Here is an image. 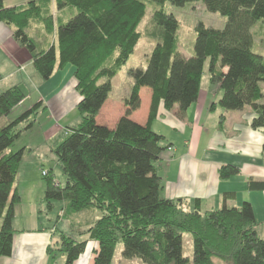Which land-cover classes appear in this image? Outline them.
Instances as JSON below:
<instances>
[{"label":"trees","instance_id":"trees-1","mask_svg":"<svg viewBox=\"0 0 264 264\" xmlns=\"http://www.w3.org/2000/svg\"><path fill=\"white\" fill-rule=\"evenodd\" d=\"M0 0V22L11 27L14 40L31 55V64L43 80L55 70L71 65L75 103L81 119L64 126L52 150L64 175L56 182L45 176L44 202L64 200L66 210L97 208L99 216L85 230L96 240L92 264H111L117 242L122 258H140L143 264H212L219 257L226 264H264V235H258L250 202L228 206L233 192H224L222 205L201 211L194 199L191 209L181 198L161 196L157 169L160 153L167 148L164 136L152 128L158 108L176 106L183 115L198 97L203 65L208 61L210 82L221 90L210 104L225 110L249 105L254 112L253 128L264 133V55L253 50L251 27L264 22V0H201L211 12L225 17L220 28H194L191 54L177 47V19L166 4L183 6L194 0H148L153 2L152 25L144 35L155 43L144 67L129 70L132 85L124 97V110L109 126L96 119L111 89L110 79L127 61L143 32L138 24L145 12L143 0H29L5 5ZM33 32L40 40L33 39ZM1 79V76H0ZM150 92L144 123L130 117L140 106V89ZM24 91L16 84L0 91V119L21 103ZM42 100L23 108L0 125V256L11 254L14 205L19 200L14 182L25 148L8 149L36 122ZM224 118L221 115L220 121ZM264 151V144L262 145ZM239 172L237 165L223 163L222 179ZM250 190H264V180L249 177ZM264 230V221L262 222ZM183 232L191 234L192 258L182 254ZM57 249L64 253L62 264H76L87 239L63 232Z\"/></svg>","mask_w":264,"mask_h":264},{"label":"crops","instance_id":"crops-1","mask_svg":"<svg viewBox=\"0 0 264 264\" xmlns=\"http://www.w3.org/2000/svg\"><path fill=\"white\" fill-rule=\"evenodd\" d=\"M0 51L3 59L10 65L5 75L19 72V75L24 76L27 82L36 87L44 85L47 93H55L53 98L55 102L50 108L54 117L63 122L51 125L44 133H47V138L51 137L53 140L52 138L58 131L60 133L64 130V126L71 124L70 120L62 116L67 113L65 111L67 109L65 107L66 97L63 91L66 85L73 80L72 66L68 64L61 70H55L53 75L43 82L36 70L32 69L31 55L14 40L11 27L3 22H0ZM20 54H22L21 57H19ZM65 68L66 71L68 70L67 73L63 72ZM50 80L55 82L54 86L49 85ZM72 85H74L73 82ZM207 89L208 85L202 88L200 83L197 100L188 106L183 115L176 113V106L164 110L160 105L158 115L151 123L153 130L164 136L163 144H168L157 160V169L162 180L160 194L169 199L182 198L189 209L193 207L194 199H197L203 211L220 207L223 202V193L233 192L234 199H228L226 204L236 207L242 201L248 200L256 221L262 220L263 222L264 190H250L247 187V180L249 177L254 180H264V151L262 150L264 133L260 128L250 127L254 112L249 105L232 111L219 106L210 109V104L220 97L221 90L218 87L212 88V91ZM139 93L141 95L140 106L133 110L130 117L137 122L144 123L148 115L150 94L142 97L141 90ZM76 94L77 101L79 95ZM108 99L109 96L103 102L99 112ZM38 100L44 101L43 98ZM19 106L21 103L14 109ZM121 114L122 112L112 117L106 114L105 118L110 117L111 121L107 123L104 121L105 118H99L100 123L112 126ZM221 115L225 118L220 121ZM7 119V117H2L0 125ZM59 126L61 128H57ZM18 146L24 147L25 152H29L25 155H33L35 147L33 142ZM25 155L19 162L18 169L23 167L21 162ZM34 158L32 165L28 166L29 169L23 174L24 177L20 178L18 170L16 173L14 186L20 198L14 205V214L11 218L12 227L15 230L12 237V249L11 254L0 256V264L63 263L64 254L57 249L59 240L55 238L59 233L65 232L60 228L63 220H59L53 210L55 206H60L64 202L60 200L57 205H54L53 200L52 207L45 210L43 193L46 185L41 180L42 174H39V170L44 166L42 164L44 158L41 156ZM223 163L237 165L239 172L224 179L220 178L218 169ZM91 216V222H93L99 215L96 216L93 213ZM1 221L0 218V223ZM67 224L70 225L71 221L69 220ZM54 248L58 252H55ZM85 259L86 264L90 263L87 258ZM76 264H82V262L78 260Z\"/></svg>","mask_w":264,"mask_h":264},{"label":"rangeland","instance_id":"rangeland-1","mask_svg":"<svg viewBox=\"0 0 264 264\" xmlns=\"http://www.w3.org/2000/svg\"><path fill=\"white\" fill-rule=\"evenodd\" d=\"M29 0H7L5 2V5H19L22 3H26ZM146 8L145 12L143 14V17L140 20V23L138 24V31L143 32V35H141V39L138 41V43L134 46V50L130 53L129 57L127 58V61L120 67V69L117 71V74H115L111 79V89L108 93L109 99L103 109L97 114L96 119L100 122L99 118L104 119L106 114L108 116L112 117V115L120 114L124 110V104L123 99L125 96H127L129 93V89L132 85V77L129 74V70L134 67H144L147 62V57L150 54L152 50V46L155 43L154 38L148 37L144 35V32H146L149 28H151L152 25V11H153V2H149L148 0H143ZM166 4V10L171 12L175 15L177 19V29H176V36H177V47L183 54H191L193 51V42L195 39V31L194 28L196 26V23L198 21H201L205 26H211L214 28H220L225 23V17L222 16L219 12H211L208 11L203 2L201 0H194L185 2L183 6H175L168 3ZM251 32L253 33L254 42H253V50L260 55H264V22L257 20L251 27ZM29 35L33 37V39L37 42L40 40V38L37 35H34L33 32H29ZM38 43V42H37ZM39 45V43H38ZM6 55V54H5ZM22 54L19 55L21 57ZM8 59L10 60L9 56L7 55ZM33 66V65H32ZM71 67V66H70ZM208 61L206 60L203 65V72L201 74V87L205 88L208 85V89L212 91V88H216V85L210 82L209 79V72H208ZM10 68V65L8 62L3 59V55L0 51V91L9 88L11 85L16 84L24 91V97L21 101V106L17 107L16 109L12 110V112L7 116V120H11L13 117L18 115L21 111H23V108H26L33 104L36 100L39 98H43V108L40 109L35 114L36 122L28 130H24L22 135H20L19 138H17L14 141V144L10 146L8 149H14L20 145H24L28 142H33V145L35 146L33 149V155L29 154L28 156L25 155L23 161L21 162L22 168L18 169V175H20V178L24 177V173L27 172L29 168L28 166H31L33 163V158L37 156H41L44 158L42 161L43 168L39 170V174L41 175V180L45 182L44 177L48 175V172L54 176L56 182L63 184L64 182V175L61 172V167L59 162H57L56 156L54 151L52 150V146L54 145V142L57 141V138L60 137V134L63 133V131L57 132V134L52 138H47L46 132L47 128H50L51 125L61 124L63 121L58 120L54 117V114L52 113L51 106L53 105L54 101V95L55 93H47L46 86L38 85L37 87L33 84L27 82L24 76H20L19 72L13 73L11 75H5L8 73ZM34 67H32L33 69ZM73 69V68H72ZM35 70V69H34ZM68 71V70H67ZM66 68L63 72H66ZM70 74V73H69ZM72 74V73H71ZM73 77V74H72ZM43 80V79H42ZM70 80V79H69ZM44 82V80H43ZM72 82L75 84V80L73 77V80L70 81L66 85L63 91V95L66 97L65 104L67 109V113H65L62 117H65L66 120H70L72 124L77 123L82 117L79 111L76 110L75 103L77 102V92L75 90V86L72 85ZM55 82H52V80L49 81V85L54 86ZM260 86L262 87V90L264 92V82L260 83ZM142 97H145L149 92V88L147 86H143L141 89ZM200 92V87H199ZM199 94V93H198ZM141 96V95H140ZM79 98V97H78ZM141 99V97H140ZM261 101L264 103V97L261 99ZM136 110V109H135ZM56 115V114H55ZM110 117L105 118L104 121H111ZM225 118V116H224ZM223 118V119H224ZM251 121V120H250ZM109 123V122H107ZM250 127L251 122H250ZM57 128H61L60 126ZM254 129V128H253ZM171 148V147H170ZM25 153H29L28 151ZM34 158V159H35ZM46 158V159H45ZM64 204L62 203L60 206H55V216L59 218V220H63L62 224L60 225V228L63 229L65 232L64 234L69 235L70 237H74L77 239H87L85 250L82 254H80L76 261L80 260L82 264H86L87 258L90 263L93 262V256L95 253V249L97 246L96 240H90L86 237L85 230L92 224V214L95 213L96 216L100 214L99 210L95 207L93 208H83L79 211H71L68 212L66 210L65 201L62 200ZM58 200H54V205H57ZM45 210H47V207L43 204ZM51 204L50 207L51 208ZM51 211V210H50ZM50 211L48 213H50ZM71 221V224H67L68 221ZM255 229L258 232V235L263 237L264 230L262 228V220L257 221V225L255 226ZM182 237V254L188 256L189 258H192V240H191V234L188 232H183ZM60 235V233H59ZM55 236V238L59 239ZM59 244V241H58ZM115 250L112 255V261L111 264H143L142 260L140 258H122L121 256V250L122 245L121 242H117L115 245ZM55 252H58L56 248H54ZM60 251V250H59ZM61 252V251H60ZM63 253V252H61ZM64 254V253H63ZM85 256L83 257V255ZM75 261V263H76ZM212 264H226L222 259L219 257H212L211 259ZM228 264V263H227Z\"/></svg>","mask_w":264,"mask_h":264}]
</instances>
